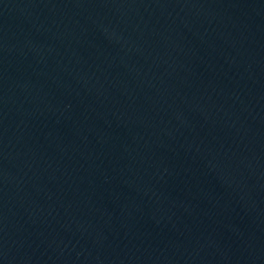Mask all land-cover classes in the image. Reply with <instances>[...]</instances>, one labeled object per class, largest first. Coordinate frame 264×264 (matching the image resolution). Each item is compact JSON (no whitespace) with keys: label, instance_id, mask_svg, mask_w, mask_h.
Masks as SVG:
<instances>
[{"label":"water","instance_id":"obj_1","mask_svg":"<svg viewBox=\"0 0 264 264\" xmlns=\"http://www.w3.org/2000/svg\"><path fill=\"white\" fill-rule=\"evenodd\" d=\"M0 264H264V0H0Z\"/></svg>","mask_w":264,"mask_h":264}]
</instances>
